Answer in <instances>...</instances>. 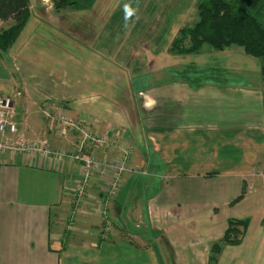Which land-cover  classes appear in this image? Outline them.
<instances>
[{
  "label": "crops",
  "instance_id": "crops-1",
  "mask_svg": "<svg viewBox=\"0 0 264 264\" xmlns=\"http://www.w3.org/2000/svg\"><path fill=\"white\" fill-rule=\"evenodd\" d=\"M104 3L64 13L50 6L30 11L0 57V93H13L19 78L24 94L16 118L28 137L72 154L76 132L68 126L59 136V130L65 123L86 126L109 144H87L83 153L105 162L130 151L128 171L112 198L109 171L88 180L76 230L65 236L72 196L82 185L80 163L0 153V264H208L210 245L229 219L248 225L217 264H264V183H253L264 169L258 65L232 77H217L213 69L185 76V67L205 70L211 58H221L219 71L227 70L239 53H225L229 47L221 57L210 48L174 55L144 29L123 34L137 36L126 49L115 39L98 45L96 37L114 36L118 26L110 24ZM189 56L194 59H184ZM243 187L246 194L234 203ZM103 218L111 225L106 238Z\"/></svg>",
  "mask_w": 264,
  "mask_h": 264
},
{
  "label": "trees",
  "instance_id": "trees-1",
  "mask_svg": "<svg viewBox=\"0 0 264 264\" xmlns=\"http://www.w3.org/2000/svg\"><path fill=\"white\" fill-rule=\"evenodd\" d=\"M264 0H201L198 21L192 28L181 29L172 41L169 51L187 55L200 51L204 45L213 51H224L231 46L259 60L260 76L264 83V26L260 16ZM54 10L87 8L94 0H51ZM29 0H0V57L8 52L18 39L30 18ZM246 194L233 201L239 202ZM247 220L229 219L220 239L210 245L208 264H217L226 246L238 245L246 231Z\"/></svg>",
  "mask_w": 264,
  "mask_h": 264
},
{
  "label": "rangeland",
  "instance_id": "rangeland-1",
  "mask_svg": "<svg viewBox=\"0 0 264 264\" xmlns=\"http://www.w3.org/2000/svg\"><path fill=\"white\" fill-rule=\"evenodd\" d=\"M32 1H33V4L31 5V8L29 7V9L30 11H32L33 15L36 12V10L37 11L39 10V8L46 9L48 6L52 8L51 11L54 13H64V11L54 10L51 0H32ZM104 2H105L104 7L110 8V14H111L110 24H117L118 26L114 30V33H115L114 36L104 35V36L96 37L98 39V42H97L98 45L113 44L112 39H115L117 44L123 46L126 49L132 45L133 40L137 36L136 35L134 36V34L133 35L132 34L123 35V34H125L130 28H133V30L131 31L132 33H136V31L144 29L150 34L148 38L152 40L156 38L157 45L160 47L163 46V51L165 52L167 50V47L171 45L172 38L174 36H177L178 32L181 29H185V28L188 29V28L194 27V25L198 21V6L201 0H120L119 2H113L111 0H104ZM92 4L87 7L90 8ZM51 11H48V14L53 17V13ZM259 19L262 25L264 26V1L261 2ZM82 24L83 23L78 22L73 26H81ZM48 30L50 31V35L55 36V34L51 32V28H48ZM154 34L156 35V37L153 36ZM59 41L61 44H64L63 40L59 39ZM150 48L151 49L154 48L153 43H150ZM203 48L209 49L210 47L207 45H204ZM232 51H237L239 55L236 57L235 64L225 62L226 64H228L226 67L227 70L223 69V71H219L221 61L224 62L221 58H211V60L209 61V64L205 66L206 67L205 70H202V68L200 67H194V68L185 67L184 68L185 72L183 75L185 76L190 75V73H188L189 70L190 71L195 70L196 75H206V74H209L208 72L211 73V69H213L212 72L216 74L217 77H220V76L232 77V76L239 75L238 69L245 68L244 66H246L249 69L255 70L256 65H258V68L256 71L258 72L260 70L259 60L246 55L243 52L242 48L237 47V46H231V48L225 51V53H231ZM214 53H216L214 55H217V57H221L224 55V54H220V52L214 51ZM184 59L185 60L194 59V56L184 57ZM246 61H249L247 65H245ZM254 63H256V65ZM5 65H7V63H5ZM4 70L6 71V74L8 76L12 74L13 76L16 77L17 75L12 68L9 69L8 67H5ZM172 74H176V73L173 72ZM17 79L19 80V78ZM17 81L15 83L16 86L12 87L14 92L11 94H3V95L9 96V97H15L16 92L20 91L21 97H22L24 94V92L22 93V91H24V89L21 85H20L21 86V89H20V86L17 85L18 84ZM21 97L14 98L15 118H16L17 100ZM41 111H44V109H41ZM42 115L45 117V114H42ZM16 121H17V118H16ZM17 123H18V128H19V134L26 138H31V137H28L24 131H20L19 126H21V124L18 121ZM32 139H41V138L36 137ZM54 150H61V149H54ZM61 151H63L64 154L69 155L64 150H61ZM257 174H258V177L254 178L253 183L255 185L261 184V182L264 183V169H260V171ZM84 197H85V194L82 197V202L85 201ZM72 210H73V207H72ZM100 210H101V214H103L105 209H100ZM70 218H71V213L68 217V221L66 222V227L64 229L65 236H68L69 234H73L74 231L76 230L74 226L75 221L70 222ZM70 223H73V224L70 225ZM110 226L111 225L108 224L106 220L103 218L102 235H101L102 238L103 237L106 238L110 234V231H109Z\"/></svg>",
  "mask_w": 264,
  "mask_h": 264
},
{
  "label": "built area",
  "instance_id": "built-area-1",
  "mask_svg": "<svg viewBox=\"0 0 264 264\" xmlns=\"http://www.w3.org/2000/svg\"><path fill=\"white\" fill-rule=\"evenodd\" d=\"M16 97H21L20 91L16 92L15 97L0 94V153L8 151L19 154H37L43 157H53L61 160L68 157L79 162L82 167V185L73 196L75 199V207L71 211L70 222L75 221V216L79 212L78 205L82 203V197L85 194V188L90 178L94 176L102 177L105 172L109 171L112 177L109 180L108 196L112 198L117 195L120 177L128 171L130 151H125L120 156L108 159L105 162L100 161L93 154L86 155L83 153V149L87 144L107 146L109 142L107 138L92 132L88 127L77 126L71 123H65L59 130V136H65L67 134L65 127L68 126L76 132V150L69 155L64 154L61 150H54L46 138L32 139L21 136L15 118L14 98ZM44 114L46 117L50 116L47 111ZM72 224L70 223V225Z\"/></svg>",
  "mask_w": 264,
  "mask_h": 264
}]
</instances>
